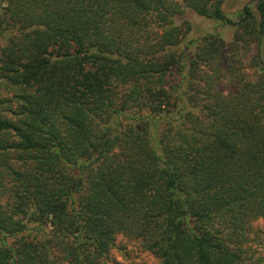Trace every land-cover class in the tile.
I'll list each match as a JSON object with an SVG mask.
<instances>
[{
  "label": "trees",
  "instance_id": "obj_1",
  "mask_svg": "<svg viewBox=\"0 0 264 264\" xmlns=\"http://www.w3.org/2000/svg\"><path fill=\"white\" fill-rule=\"evenodd\" d=\"M220 1L0 0V264H264L263 24L177 23Z\"/></svg>",
  "mask_w": 264,
  "mask_h": 264
},
{
  "label": "rangeland",
  "instance_id": "obj_2",
  "mask_svg": "<svg viewBox=\"0 0 264 264\" xmlns=\"http://www.w3.org/2000/svg\"><path fill=\"white\" fill-rule=\"evenodd\" d=\"M256 0H221L220 10L224 17L221 19L206 18L195 14L187 9L177 20V23L187 21L191 25V31L186 36L184 42L196 40L207 34L217 35L219 42L227 47L234 39L236 32H249L250 27L241 21V11L244 7H249L252 16L263 24V30L248 45V52L245 56V70L249 75H253L254 59L264 68V18L257 11L253 10ZM246 37V35H245ZM221 88L226 92L229 90L228 85L223 84ZM252 229L256 233L264 236V221L256 220L252 222ZM264 255L263 246L255 251V257ZM102 264H159V261L148 251L141 247L138 241L130 240L122 236H117L114 247L110 250L109 256ZM253 264V263H251Z\"/></svg>",
  "mask_w": 264,
  "mask_h": 264
},
{
  "label": "water",
  "instance_id": "obj_3",
  "mask_svg": "<svg viewBox=\"0 0 264 264\" xmlns=\"http://www.w3.org/2000/svg\"><path fill=\"white\" fill-rule=\"evenodd\" d=\"M264 0H257L254 4L255 9H257V6L259 3L263 2Z\"/></svg>",
  "mask_w": 264,
  "mask_h": 264
},
{
  "label": "flooded vegetation",
  "instance_id": "obj_4",
  "mask_svg": "<svg viewBox=\"0 0 264 264\" xmlns=\"http://www.w3.org/2000/svg\"><path fill=\"white\" fill-rule=\"evenodd\" d=\"M256 2V1H255ZM255 2H254V4H255ZM255 8V7H254ZM259 14H261L262 15V17L264 18V11H257ZM261 22V21H260Z\"/></svg>",
  "mask_w": 264,
  "mask_h": 264
}]
</instances>
